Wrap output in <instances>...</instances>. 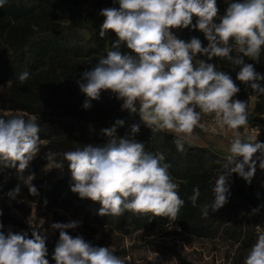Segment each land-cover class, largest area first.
Masks as SVG:
<instances>
[{
	"label": "clouds",
	"instance_id": "9594fccd",
	"mask_svg": "<svg viewBox=\"0 0 264 264\" xmlns=\"http://www.w3.org/2000/svg\"><path fill=\"white\" fill-rule=\"evenodd\" d=\"M7 0H0V8ZM119 7L101 9L104 17L99 36L110 32L116 39L106 55L83 71L76 81L87 99L99 100L102 92L112 93L122 101L121 110L138 114L141 122L152 131L173 134L178 151L203 127V116L214 117L221 133L231 136L228 155L220 163L221 171L212 186L211 203L198 205L199 187L189 197L193 207H200L204 217L224 207L230 197L229 177L237 174L251 184L258 166L264 170V142L251 136L242 137L241 129L248 124L247 101L237 99L240 87L231 75L218 70L216 64L197 56L224 58L239 67L236 80L255 93L264 94L258 73L249 60L260 62L264 51V0H231L220 14L217 0H113ZM195 18V23H193ZM35 29L36 26L33 25ZM194 29L204 34L207 46L196 37L185 41L175 30ZM126 47L129 51H122ZM235 51L237 55L233 56ZM24 71L18 76L23 85L29 78ZM124 120L102 129L107 138L103 144H85L82 148L63 153L71 173L70 190L81 199L98 202L100 216H122L130 212L138 216L167 217L178 220L185 201L178 194L162 153L153 154L135 139L138 124L131 126V135L117 136ZM36 117L0 115V171L14 169L18 179L39 154L41 137ZM55 153L46 155L56 169L63 161L54 160ZM34 175L24 179L32 196L38 190L32 185ZM21 192L18 184L7 193L15 199ZM45 204L47 201L45 200ZM259 208L252 210L257 214ZM3 215L0 210V216ZM151 219H149L150 221ZM79 221L54 222L52 231H59L52 260L55 264H125L111 247L94 246L81 235L68 234ZM27 233L7 235L0 222V264H50L46 242L47 230L31 225ZM243 264H264V232H259Z\"/></svg>",
	"mask_w": 264,
	"mask_h": 264
},
{
	"label": "trees",
	"instance_id": "16d2710c",
	"mask_svg": "<svg viewBox=\"0 0 264 264\" xmlns=\"http://www.w3.org/2000/svg\"><path fill=\"white\" fill-rule=\"evenodd\" d=\"M230 2L217 0L221 15ZM86 3L91 4L98 13L104 8L119 7L113 0H7L0 8V110H20L25 113L26 119L36 117L41 137L39 154L22 174L24 179L34 175L31 183L39 194L32 196L24 179L19 180L16 171L8 168L0 171V193L7 196L10 190L20 184L21 192L16 198L22 203L58 207L68 211L74 218L81 215L85 222L111 224L127 221L134 229L152 227L156 233L174 224L193 237L215 238L221 235L243 249H249L258 233L264 232V223H261V217L264 216L259 212L252 214L253 208L248 203L235 199L232 176L229 177L228 203L217 212L210 211L209 216L204 217L200 207H193L189 200L193 188L198 186L200 197L197 204L211 203L212 186L221 171L220 163L227 156L213 149V143L202 127L195 129L196 139H188L183 151L177 150L173 134L152 131L141 122L138 114H130L124 119L123 126L117 128V136L124 137L131 135L133 124H138L140 131L135 139L144 143L146 151L162 153L164 162L171 165L169 172L179 185L180 198L185 201L175 222L167 217H152L151 214L138 216L130 212L119 217L100 216L98 210L101 205L98 202L84 199L83 202L75 203L70 190L71 173L68 162L63 160V153L82 148L85 144L106 142L107 138L101 130L113 126L112 116L121 110L122 104L112 93L102 92L99 100L91 101L90 109L82 106L87 97L80 91L76 81L81 79L83 71L98 62L100 56L106 55L116 39L112 32L103 38L99 36L104 17L91 24L88 16L81 11V6ZM83 31L91 33L86 35ZM175 34L185 41L196 37L204 46L208 43L203 33L191 28L175 30ZM122 51L129 50L122 47ZM232 55L237 53L233 51ZM197 58L214 63L218 70L231 75L240 87L236 98L247 101L248 106V124L240 131L247 127L255 128L258 133L253 138L264 142V94L253 92L250 87L236 80L240 69L226 59L213 58L207 61V57L199 54ZM245 61L252 63L255 70L264 75V51L259 63L247 57ZM24 71L30 75L21 85L18 76ZM259 83L264 87V80ZM211 118L203 116L201 124L208 123ZM213 134L220 135L218 130ZM48 153H55L54 160L63 161L64 167L56 169L54 164L49 163L46 158ZM254 178L264 184V170L259 168L258 162ZM0 222L4 226L13 225L12 228L2 229L5 235L12 231L27 233L31 237L32 228L12 216L3 214ZM259 222L261 224L257 228ZM46 246L47 259L50 264H55L52 260L53 243L47 241ZM175 255L179 256L178 253Z\"/></svg>",
	"mask_w": 264,
	"mask_h": 264
},
{
	"label": "rangeland",
	"instance_id": "374dc122",
	"mask_svg": "<svg viewBox=\"0 0 264 264\" xmlns=\"http://www.w3.org/2000/svg\"><path fill=\"white\" fill-rule=\"evenodd\" d=\"M81 11L88 16L91 24H95L101 17L98 11L88 3L81 6ZM83 33L88 35L91 31H83ZM115 114L112 116L113 123L117 119H123V115L114 118ZM0 115L5 117L25 116V113L20 110H0ZM215 131L217 130L207 131L205 135L218 146H230L231 136L220 131V135L213 134ZM196 136L197 133L194 131L193 136L189 139L195 140ZM235 177L240 187L242 179L238 176ZM72 194L75 203L84 201L77 194ZM0 210L3 214L12 216L25 225L30 226L29 224H31L37 226L38 229L47 230V241L53 243L52 252H54L59 239V231H52L51 224L79 221L80 224L77 228L67 230L69 235L73 237L81 235L94 246L111 247L115 254L125 261V264H186L185 262L188 264H243L250 249H243L237 243L227 240L221 235H217L215 238L193 237L174 224H170L163 231L156 233L152 227L134 229L127 221L111 224L85 222L81 219V215L74 218L68 211L61 208H46L33 202L22 203L20 199H10L1 193ZM12 227L13 225H5L3 229ZM176 253L179 256L175 255Z\"/></svg>",
	"mask_w": 264,
	"mask_h": 264
},
{
	"label": "crops",
	"instance_id": "0c3cea01",
	"mask_svg": "<svg viewBox=\"0 0 264 264\" xmlns=\"http://www.w3.org/2000/svg\"><path fill=\"white\" fill-rule=\"evenodd\" d=\"M118 115H123V119L122 120H124L130 114L126 110L125 111L119 110V111L116 112L114 118L116 116H118ZM249 129L250 128L247 127L241 132L242 137H245V136L254 137L250 133ZM229 136H230V134H229ZM209 139L214 144V141L211 138H209ZM214 145H213L214 146L213 148H215L218 152L228 155V149H229L228 145L227 146H224V145L218 146L216 144H214ZM231 176L233 178L234 185H235V195H234L235 199L241 200V201H245L253 209L259 208L260 209L259 213L264 214V184H262L261 182H259L255 178L252 179L251 184H248L243 178L239 177L237 174H232ZM235 176H238L239 178L242 179L240 187H239V184L236 181V177Z\"/></svg>",
	"mask_w": 264,
	"mask_h": 264
},
{
	"label": "built area",
	"instance_id": "2783aa9c",
	"mask_svg": "<svg viewBox=\"0 0 264 264\" xmlns=\"http://www.w3.org/2000/svg\"><path fill=\"white\" fill-rule=\"evenodd\" d=\"M203 131H213V130H218L214 124V117H212L210 119V121H208V123H205L203 124V127H202ZM250 133L255 136L257 133H258V130L255 129V128H250ZM219 131V130H218ZM231 140V138L229 139ZM261 223H264V218L261 219ZM260 222L257 224V228H259V225L261 224Z\"/></svg>",
	"mask_w": 264,
	"mask_h": 264
},
{
	"label": "water",
	"instance_id": "95a60500",
	"mask_svg": "<svg viewBox=\"0 0 264 264\" xmlns=\"http://www.w3.org/2000/svg\"><path fill=\"white\" fill-rule=\"evenodd\" d=\"M135 115V114H134Z\"/></svg>",
	"mask_w": 264,
	"mask_h": 264
}]
</instances>
